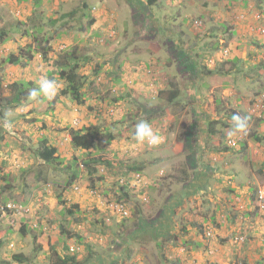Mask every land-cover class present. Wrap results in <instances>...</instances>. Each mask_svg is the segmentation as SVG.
<instances>
[{"label":"rangeland","instance_id":"rangeland-1","mask_svg":"<svg viewBox=\"0 0 264 264\" xmlns=\"http://www.w3.org/2000/svg\"><path fill=\"white\" fill-rule=\"evenodd\" d=\"M262 3L0 0V30L7 36L4 42L0 38V205H19L13 225L12 215L0 216V264H16L11 257L18 253L27 257L24 264H54L55 248L61 252L67 242L74 248V239L60 235L62 219L83 239L79 259L91 244L93 252L119 254L125 264H264V205L256 201L259 192L264 197V125L254 112L259 100L264 103ZM42 39L51 49L47 59L72 51L81 62L89 59L79 70L88 75L83 106L61 96V84L53 100L29 98L19 107L12 102V86L27 82L29 92L47 76L48 60L34 51ZM28 47L32 60L3 64L9 53ZM192 57L196 65L189 63ZM178 72L186 79L177 81ZM188 77L200 79L196 92L187 88ZM155 88L166 94L158 97ZM174 88L182 94L169 103ZM237 111L249 117L247 135L230 137V123L228 129L214 127L221 139L209 137L206 121L228 120ZM141 120L162 137L159 145L135 141ZM93 127L114 140L89 152L73 148L69 130ZM43 138L57 150L52 163L38 157ZM224 147L229 150L223 157L211 156ZM87 160L103 163L92 164L90 174ZM141 162L153 163L144 169L141 184L133 181L129 188L131 216L124 221L113 216L105 225L102 217L112 215L109 204L120 180ZM193 165L198 169L189 168ZM75 168L79 176L66 186ZM91 181L99 195L91 194ZM71 204L81 212L78 223L76 215L67 214ZM25 213L28 224L38 228L23 235L18 224ZM119 239L123 243L117 247Z\"/></svg>","mask_w":264,"mask_h":264},{"label":"trees","instance_id":"trees-1","mask_svg":"<svg viewBox=\"0 0 264 264\" xmlns=\"http://www.w3.org/2000/svg\"><path fill=\"white\" fill-rule=\"evenodd\" d=\"M156 2V0H147V5L151 6L152 4H154ZM263 4V3H262ZM264 5V4H263ZM87 7L86 4L83 5V8L85 9ZM230 33H232V35L234 34V32L230 31ZM111 37L114 36V34L112 33L110 35ZM6 34L5 32H3L2 30H0V38L2 39V41H6ZM43 43L39 42V43H35L36 45V49L35 54H39L40 57L42 58V60L47 61L48 60V71H47V76L49 78H55L59 84L62 85V90L60 91V95L63 97H69L77 106H83L86 101L84 98V91L86 88V85L88 83V75H84L82 73L79 72L81 66H83V64H86L89 62V59H85L84 61L81 62V60L79 59V57L77 56L76 53H74V51L70 52V53H64L63 56L53 60V59H47L48 55L50 54V47H48V45H46L47 41H45L44 39H42ZM32 47H28L26 50H19L17 52L14 53H9L6 58L4 59L3 64L8 68V67H12V66H18L20 63L23 62V60H27L30 61L33 59V55L34 52L31 51ZM151 72V71H149ZM29 86V83L25 82V83H17L14 86H12V88L15 89L16 93L14 94V97L12 99V102L16 103V107H19V105H21L22 102H25L29 99L28 97V92H27V87ZM157 95L158 97H162V95L166 94V92L156 89ZM164 92V93H163ZM180 95V92L178 89H174L171 92H169L168 95V102L169 103H174L178 97ZM116 102V99H115ZM239 113V112H238ZM234 114V113H233ZM232 114V115H233ZM229 115L228 120L224 119V118H216L215 120H208L206 121L207 123V128H208V135L209 137L215 136L218 137L219 139L222 138V133L219 130H216L214 127H216V125L218 124L219 126H222L224 128H230V123H231V116ZM2 117V115H1ZM3 118V117H2ZM204 118H206V116L204 115ZM257 121L260 123L261 119H257ZM204 122V120H203ZM2 130V129H0ZM211 134V135H210ZM69 136H70V142L73 148L75 149H81L84 150L86 152H89L92 149L95 148H102L105 146H108L115 138V136L113 134L107 133L105 136L103 134H100L98 129H96L95 127L93 128H83V129H79V130H69ZM211 136V137H212ZM253 136V135H252ZM255 140L257 142H259L261 139L258 137H255ZM3 139V135L0 134V141H2ZM103 139V140H102ZM148 146V145H147ZM152 147V146H149ZM229 149H227V147H224L223 149H221L222 152H226ZM38 157L41 159L42 162L44 163H52L55 160H57V150L53 147H50L48 145V141H46V139H41L40 140V149L38 150ZM76 161L74 160V164L76 165ZM102 164L100 161H91V160H87L84 164L85 167L87 168V171L90 174H93L94 171V167L92 166V164ZM104 164H106L107 166H110L111 163L109 161H105ZM145 169V163L141 162L139 165H135L133 167V169H131L132 171V175L128 178H123L120 180L119 183V189H117V198L116 200L112 201V203L109 204L110 206V211L112 212L111 215L109 217H107V219H105L104 217H102V220L105 223V225H108L110 220L113 219L111 217L113 216H117L119 218H121V221L127 220L129 218V207H128V203H129V193L131 192V189H129L131 187V182L133 181L134 177L136 174L140 175L141 177H143V172ZM78 170L77 168H75V170H73L69 176V179L66 183V186H71L75 180L77 179V177L79 176V174L77 173ZM118 184V183H117ZM150 185H147V187ZM90 188H91V194L95 195H99L97 193V189H95V182L91 181L90 184ZM109 202V201H108ZM253 202V201H252ZM7 203V202H6ZM6 203H3V205H5ZM21 206H25V203H21ZM115 206H117V208H115ZM119 206V207H118ZM122 208V210L120 211L119 208ZM137 209V208H135ZM67 214L69 216H75V221L78 223L81 220H83V218H81V212L79 211L78 205H73L71 204L70 206L67 207L66 209ZM95 212H97V210H94ZM138 211V209H137ZM136 211V213H137ZM124 212H126V215H124ZM39 214V213H38ZM34 215V217H37V215ZM131 216V215H130ZM28 217L27 213L25 214H21L20 215V221L18 224V231L19 233L25 235L26 233H28V229L30 230H34L36 228H38V223L32 222L34 224H28ZM19 218L18 215L15 216V219ZM102 221V222H103ZM65 222V224H64ZM101 221H99L100 223ZM120 223V221H119ZM66 224H70V222H66L64 221V219L61 220V225L63 227H61V225H58L59 227V232L61 236H64L67 240H72L74 239L73 242V246L74 248H72L70 245H68L67 243H64L62 245V251L58 252L57 249H54V257L56 262L54 264H88V262L93 259V258H102V260H98L99 264H125L121 261L122 257L118 254V255H104L102 256V253L98 254L95 253L91 250V244H88L85 248H88L87 253L85 256H83V259H79L78 258V253L77 251H79L80 246H84L83 244V239L80 235H77L74 233H72L71 231H69L68 229H66L67 225ZM40 226V225H39ZM199 231L202 232L201 234L206 236L205 234L207 232L204 231V227L203 225H199ZM207 237V236H206ZM236 236L233 238L235 239ZM164 239V238H163ZM231 239V241L233 240ZM120 240V239H119ZM116 240V246L119 247L122 245L123 243V239L122 240ZM163 241V240H162ZM158 242H156L157 244ZM0 244H1V240H0ZM160 244V243H159ZM158 244V247H159ZM157 247V248H158ZM54 248V247H53ZM71 248L73 249V251H71ZM84 248V247H83ZM122 251H119V253H121ZM128 256H126L124 259L128 260ZM11 260L13 262H15L16 264H24V262L27 261V257L24 256L21 253L15 254L11 257ZM179 262V259H176V263ZM6 264H11V262L6 261Z\"/></svg>","mask_w":264,"mask_h":264},{"label":"clouds","instance_id":"clouds-1","mask_svg":"<svg viewBox=\"0 0 264 264\" xmlns=\"http://www.w3.org/2000/svg\"><path fill=\"white\" fill-rule=\"evenodd\" d=\"M59 87L60 84L55 78H49L48 76L44 75L40 77L38 81V87H33L29 90L28 97L37 102H39L41 98L53 100L58 94ZM248 121L249 117L234 113L231 116V129L229 131V136H236L237 134L247 135ZM5 126L9 129L13 127L11 121H7ZM133 135L135 141L140 144L147 143L150 146H157L162 141V137L153 130L151 124L146 120H141L135 125V131ZM258 195L256 197V201H258Z\"/></svg>","mask_w":264,"mask_h":264},{"label":"built area","instance_id":"built-area-1","mask_svg":"<svg viewBox=\"0 0 264 264\" xmlns=\"http://www.w3.org/2000/svg\"><path fill=\"white\" fill-rule=\"evenodd\" d=\"M262 17L260 16H256V19L258 20H261ZM263 19V18H262ZM261 27L258 29V32L260 35H264V20L261 21ZM254 112H256V118L257 119H261V122H260V125H264V118L263 115H264V103H262V100H259L256 104H255V110ZM229 144H232V141H229L228 142ZM148 145V144H147ZM150 146V145H148ZM134 182L136 183H140L141 184V181H142V178L140 175L136 174L134 179H133ZM132 181V182H133ZM131 182V186L133 185V183ZM135 185L132 186V188H134ZM263 194L261 192H259V195H258V198L257 200L259 201V203L263 204L264 205V199H263ZM119 207V206H118ZM263 207V206H262ZM115 208H117V206H115ZM264 208V207H263ZM19 210V205H17L16 203H13V202H8L6 203L5 205H0V215L1 216H7V214L9 215H12L13 216V219L11 220V224L13 225L15 223V216L18 215L17 212ZM119 210L121 211L122 208L120 207ZM25 212H29V209H24ZM124 215H126V212H124ZM208 237H210V234L208 232L207 234ZM71 251H73V249H71Z\"/></svg>","mask_w":264,"mask_h":264},{"label":"crops","instance_id":"crops-1","mask_svg":"<svg viewBox=\"0 0 264 264\" xmlns=\"http://www.w3.org/2000/svg\"><path fill=\"white\" fill-rule=\"evenodd\" d=\"M176 44H179V43H176ZM184 47V46H183ZM184 50H186V47H184L183 48ZM189 60V63H194V65H196V60L192 57V59H188ZM179 73V72H178ZM194 77H192V78H187V80H188V82H190V84H191V86H188L187 88H189L190 89V92H191V90H193V92L195 91H197V88H196V83L198 82V81H200V79H198V80H194L193 79ZM186 79V76L185 75H183V74H180L179 73V76H178V78H177V81H179V80H185ZM195 81V82H194ZM174 89H176V88H174ZM173 89V90H174ZM179 90V89H178ZM182 94V92L180 91V95ZM179 95V96H180ZM237 113H238V111H237ZM220 151V150H219ZM224 153L221 151V153H217V152H215L214 151V155H211L214 159H216V160H218V159H220L221 157H223V156H221V155H223ZM188 159V158H187ZM156 161H158V160H156ZM153 162H149V163H145V166H146V170H148L150 167L149 166H151V164H152ZM190 169H198V167L196 166L195 167V165H193V166H191V167H189Z\"/></svg>","mask_w":264,"mask_h":264}]
</instances>
